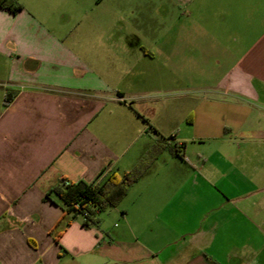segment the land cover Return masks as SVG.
Instances as JSON below:
<instances>
[{
  "label": "crops",
  "instance_id": "0c3cea01",
  "mask_svg": "<svg viewBox=\"0 0 264 264\" xmlns=\"http://www.w3.org/2000/svg\"><path fill=\"white\" fill-rule=\"evenodd\" d=\"M16 2L0 8V264H264V0ZM158 137L178 156L97 226L46 196L129 171Z\"/></svg>",
  "mask_w": 264,
  "mask_h": 264
},
{
  "label": "trees",
  "instance_id": "16d2710c",
  "mask_svg": "<svg viewBox=\"0 0 264 264\" xmlns=\"http://www.w3.org/2000/svg\"><path fill=\"white\" fill-rule=\"evenodd\" d=\"M0 8L11 12H17L21 5L16 0H0ZM9 91L6 93L4 103L11 100ZM171 139L158 137L150 148L143 154L138 163L129 171L121 175L111 173L102 183H85L82 181L72 183L60 180L51 187L46 196L52 192L63 204V213L71 214L72 218L80 216L82 226H97L99 213L108 207H114L125 194L128 186L137 181L150 163L166 148L172 155L178 156V150L167 146V140Z\"/></svg>",
  "mask_w": 264,
  "mask_h": 264
},
{
  "label": "rangeland",
  "instance_id": "374dc122",
  "mask_svg": "<svg viewBox=\"0 0 264 264\" xmlns=\"http://www.w3.org/2000/svg\"><path fill=\"white\" fill-rule=\"evenodd\" d=\"M250 154V152H248V155ZM263 152H259L260 157L262 156ZM261 160H263L262 162L264 163V157H261Z\"/></svg>",
  "mask_w": 264,
  "mask_h": 264
},
{
  "label": "built area",
  "instance_id": "2783aa9c",
  "mask_svg": "<svg viewBox=\"0 0 264 264\" xmlns=\"http://www.w3.org/2000/svg\"><path fill=\"white\" fill-rule=\"evenodd\" d=\"M67 183H68V181L65 182V184H67Z\"/></svg>",
  "mask_w": 264,
  "mask_h": 264
}]
</instances>
